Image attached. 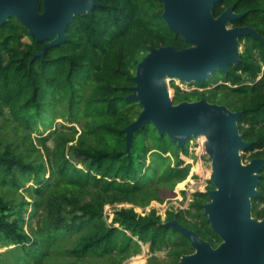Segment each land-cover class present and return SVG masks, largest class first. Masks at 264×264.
Masks as SVG:
<instances>
[{
  "label": "trees",
  "instance_id": "1",
  "mask_svg": "<svg viewBox=\"0 0 264 264\" xmlns=\"http://www.w3.org/2000/svg\"><path fill=\"white\" fill-rule=\"evenodd\" d=\"M97 1L75 16L67 40L43 58L34 55L45 41L31 37L15 17L0 25V264H123L134 253V239L151 248L171 242L170 254L179 260L186 246L188 253L194 249L182 235L180 242L170 239L179 235L162 224L171 219L213 246L220 242L203 213V191L192 194L187 208L167 209L164 219L154 208L145 210L186 178L190 165L181 156L189 155L192 137L179 146L147 123L133 131L126 151L123 129L141 110L127 99L137 63L150 47L190 44L162 18L161 0ZM232 4L241 16L229 26H251L263 40L241 36L237 63L202 83H186L195 88L172 82L173 100L206 98L241 111L239 131L250 142L241 156L260 158L264 0H221L214 16ZM257 190L252 215L261 219L264 165ZM120 202L133 206L105 212V205Z\"/></svg>",
  "mask_w": 264,
  "mask_h": 264
},
{
  "label": "water",
  "instance_id": "2",
  "mask_svg": "<svg viewBox=\"0 0 264 264\" xmlns=\"http://www.w3.org/2000/svg\"><path fill=\"white\" fill-rule=\"evenodd\" d=\"M221 0H161L162 18L190 46L171 44L150 47L137 63L129 100L141 105L137 117L124 127L126 151L136 128L152 123L159 134L183 146L189 139L203 137L211 161L202 204L211 230L220 238L213 246L176 219L163 222L188 239L193 252L183 254L178 264H264V217L252 215L251 198L258 195L264 157L243 163L242 150L250 145L239 131L241 111L206 98L175 103L167 80L202 83L215 70H227L240 59L239 38H263L251 26H228L241 16L233 4L214 16L212 7ZM97 0H0V25L15 17L31 37L45 41L35 56L44 57L48 48L67 40L66 28L78 14L98 5Z\"/></svg>",
  "mask_w": 264,
  "mask_h": 264
},
{
  "label": "rangeland",
  "instance_id": "3",
  "mask_svg": "<svg viewBox=\"0 0 264 264\" xmlns=\"http://www.w3.org/2000/svg\"><path fill=\"white\" fill-rule=\"evenodd\" d=\"M229 26V24H228ZM239 50L241 51V46L239 44ZM264 67V66H263ZM172 82L183 88L189 89L195 86H190L186 84L187 82L175 80H167L168 92L170 96L173 98L175 93V88L173 87ZM201 90V89H200ZM201 92V91H200ZM202 93V92H201ZM133 112L136 111V107L131 109ZM59 120V119H58ZM57 120V121H58ZM78 127V126H77ZM49 130L45 131V134L48 133ZM203 137L192 138L189 140V155H182L181 157L184 159L185 163H189V171L185 179L176 184L173 190L167 191L164 193V198L162 201H152L151 205H149L148 209H156L157 214L161 215V218L164 219L166 215L167 209H185L188 206V203L192 199V194L196 191H205L209 189V175L211 172V161L208 155L206 154L203 146ZM53 142L50 141L49 144ZM242 153V152H240ZM249 153H245L242 158L243 163L248 162ZM200 166V167H199ZM185 189V190H184ZM156 202V203H155ZM130 207L133 206L129 202H120L115 203L113 205H105V212L111 214L113 209H117L120 207ZM146 208V211H149ZM135 210L137 212H142L141 206H136ZM177 232V231H175ZM178 233V232H177ZM179 234V233H178ZM171 240H176L180 242V234H172ZM134 243L132 249L134 253L124 261L123 264H177L179 260L174 258L170 254L172 243H168L167 245L161 247L151 248L149 242L143 243L137 239H134ZM187 252L191 251L186 246ZM194 251V250H193ZM97 264H103L99 262Z\"/></svg>",
  "mask_w": 264,
  "mask_h": 264
},
{
  "label": "bare ground",
  "instance_id": "4",
  "mask_svg": "<svg viewBox=\"0 0 264 264\" xmlns=\"http://www.w3.org/2000/svg\"><path fill=\"white\" fill-rule=\"evenodd\" d=\"M41 5V4H40ZM99 7V6H98ZM169 29V28H168ZM202 140L204 141V138H202ZM177 145V144H176ZM200 167V166H199ZM49 176V175H48ZM185 190V189H184ZM167 217V216H166ZM28 219V218H27ZM170 244V243H169ZM165 245V244H164ZM175 258V257H174ZM49 261V260H48Z\"/></svg>",
  "mask_w": 264,
  "mask_h": 264
},
{
  "label": "built area",
  "instance_id": "5",
  "mask_svg": "<svg viewBox=\"0 0 264 264\" xmlns=\"http://www.w3.org/2000/svg\"><path fill=\"white\" fill-rule=\"evenodd\" d=\"M152 203V202H151ZM151 203L149 204V205H151ZM156 203V202H155ZM149 205L146 207L147 209H148V207H149ZM146 208H145V210H146ZM149 210V209H148Z\"/></svg>",
  "mask_w": 264,
  "mask_h": 264
}]
</instances>
